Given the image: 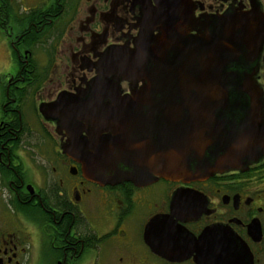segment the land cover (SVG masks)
Listing matches in <instances>:
<instances>
[{
    "label": "flooded vegetation",
    "instance_id": "obj_1",
    "mask_svg": "<svg viewBox=\"0 0 264 264\" xmlns=\"http://www.w3.org/2000/svg\"><path fill=\"white\" fill-rule=\"evenodd\" d=\"M161 1L30 0L24 16L0 0V40L17 65L0 78V264H264V153L199 180L101 184L39 111L87 88L108 47L133 49ZM183 2L194 19L250 14L264 28V0ZM261 38L252 74L264 124Z\"/></svg>",
    "mask_w": 264,
    "mask_h": 264
},
{
    "label": "water",
    "instance_id": "obj_2",
    "mask_svg": "<svg viewBox=\"0 0 264 264\" xmlns=\"http://www.w3.org/2000/svg\"><path fill=\"white\" fill-rule=\"evenodd\" d=\"M156 5L133 49L108 47L87 88L38 107L65 130L62 151L101 184L199 180L264 153L252 74L261 20L232 12L194 19L183 0Z\"/></svg>",
    "mask_w": 264,
    "mask_h": 264
},
{
    "label": "rangeland",
    "instance_id": "obj_3",
    "mask_svg": "<svg viewBox=\"0 0 264 264\" xmlns=\"http://www.w3.org/2000/svg\"><path fill=\"white\" fill-rule=\"evenodd\" d=\"M12 2L11 5L12 6V9L13 11H15V13H17V11H19L18 13H22V15L26 16L25 14L27 12H25V10L27 9L26 6L28 4H31L30 3V0H9ZM37 1H40V0H37ZM0 38H2V33H1V30H0ZM3 38L5 39V37L3 36ZM6 39L3 41V40H0V45H3L4 44V48L6 49L4 52L3 50L0 48V78L1 79H4V75L7 74V73H13L15 71H17V65L15 62H10V57H9V53L7 52V50L10 49L9 45L6 44ZM41 57H39V60H38V64H40L44 59L41 60ZM1 85V84H0ZM53 88H56V85L53 84ZM0 91H2V88H0Z\"/></svg>",
    "mask_w": 264,
    "mask_h": 264
},
{
    "label": "trees",
    "instance_id": "obj_4",
    "mask_svg": "<svg viewBox=\"0 0 264 264\" xmlns=\"http://www.w3.org/2000/svg\"><path fill=\"white\" fill-rule=\"evenodd\" d=\"M25 15H26V16H29V13H26Z\"/></svg>",
    "mask_w": 264,
    "mask_h": 264
}]
</instances>
